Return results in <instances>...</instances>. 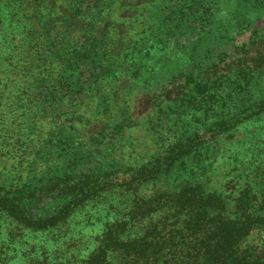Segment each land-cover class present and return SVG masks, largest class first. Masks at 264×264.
I'll return each mask as SVG.
<instances>
[{"label": "rangeland", "instance_id": "obj_1", "mask_svg": "<svg viewBox=\"0 0 264 264\" xmlns=\"http://www.w3.org/2000/svg\"><path fill=\"white\" fill-rule=\"evenodd\" d=\"M54 1L47 0L45 22L51 36L64 38L55 44L58 51L75 58V110L46 99L55 119L37 130L35 160L25 182L18 180L24 186L15 196L24 210L32 218L50 217L79 194L81 182L121 178L128 168L156 162L159 172L141 184L140 195L181 192L230 202L256 175L257 191L244 196L246 213L263 215L264 113L250 114L264 92V72L257 84L244 85L236 65L242 45L264 46V9L215 5L209 11V0H97L95 12L84 8L86 0ZM126 30L152 38L123 50L119 33ZM219 123L222 133L211 137ZM193 134L200 146L174 157ZM10 178L0 184L6 187ZM100 212L99 203L88 213ZM6 230L26 236L10 243L18 264H30L29 249L42 251L45 264H80L89 250L79 244L88 231L51 242L44 232ZM242 246H253L264 262L262 232L251 231Z\"/></svg>", "mask_w": 264, "mask_h": 264}, {"label": "trees", "instance_id": "obj_2", "mask_svg": "<svg viewBox=\"0 0 264 264\" xmlns=\"http://www.w3.org/2000/svg\"><path fill=\"white\" fill-rule=\"evenodd\" d=\"M96 2L86 0L84 8L96 12ZM207 4L209 11L215 5L219 9L231 6L236 12L238 8L264 9V0H209ZM49 5L47 0H0V178L11 176L6 187L0 184V264H18L10 243L15 236L26 237L8 232V225L28 228L32 236L44 232L51 242L88 231L86 243L75 242L89 247L79 257L80 264H264L253 246H242L251 231L264 234V214L251 217L244 200L257 191L256 175L247 179L243 191L230 202L223 197H186L181 192H153L145 197L139 192L141 184L159 172L158 164L151 162L126 169L121 178L81 182L79 194L50 217L32 218L24 210L15 194L24 186L35 160L31 149L39 139L37 130L55 119L46 111V99L64 101L66 108L75 110V80L71 77L75 58L71 51H58L55 46L64 38L57 32L51 36L47 28ZM141 33H119L123 50L135 49L152 38ZM252 45L239 49L236 70L244 85L257 84L264 72V46ZM252 110L250 116L264 113V92L252 102ZM213 127L211 137L222 133L221 123ZM197 138V134L186 138L174 157L199 147ZM20 179L24 182L19 186ZM99 203L101 212L91 216L88 212ZM99 221L91 235L90 227ZM27 253L33 258L30 264H45L42 251L29 249Z\"/></svg>", "mask_w": 264, "mask_h": 264}]
</instances>
